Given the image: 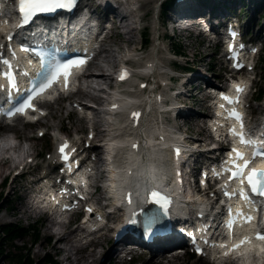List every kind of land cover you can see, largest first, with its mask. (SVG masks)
<instances>
[{
  "label": "bare ground",
  "instance_id": "bare-ground-1",
  "mask_svg": "<svg viewBox=\"0 0 264 264\" xmlns=\"http://www.w3.org/2000/svg\"><path fill=\"white\" fill-rule=\"evenodd\" d=\"M134 1V0H133ZM218 1V0H217ZM225 1V0H224ZM228 1V0H227ZM226 1V3H227ZM232 1V0H231ZM128 0L123 1V0H100V2H97L96 4H102L101 6V12L98 14V18L102 20L97 19V15L94 13V11H97L95 6L88 2V4L85 3V7L90 6L91 8L87 10L88 15L95 20L94 23H92V26H97L99 29H101L104 25L107 23H111V28L109 29L108 32L105 33L104 37L101 39H98L97 42H95V48L93 50L94 56L92 61L88 64V67L86 69L85 74L83 75L82 79L85 78L84 82L85 84L82 85L81 87L78 88V90L68 96V98L74 97V95H77V98H74L70 104L73 106L72 109L68 110V115L66 116L67 118L70 119V116L72 115L71 113H75V108L77 105L83 104L82 107H84L86 110H90L91 108L88 106L87 102L85 101H90L93 103L100 104L105 102L107 100V96L109 92H107V96L104 97L103 94H105L106 88L104 86H109L111 85L114 87V77L112 74V69H115L116 64H120L123 62V57L127 56L128 62L127 63H132L133 65H140L141 62L139 61L141 58H147L148 61H150V57H153L152 61V67L148 70H146L149 74L150 72L154 71V65L158 66L159 72H156V76H159L158 78L167 76V74H170L173 69V63L174 61H171L170 59H167L165 56H160L161 53H158L156 58H154V49L151 50V52H138L139 50L137 49V40L135 37L137 34L140 36V40L138 41L139 45H142V34H144L141 30H139V20H143V18H146V13L142 14L141 17L139 16L137 19V12L133 10L132 8L127 6ZM154 2V0H144L143 4L141 5V9L148 8L151 6V4ZM197 2V1H196ZM233 2V1H232ZM235 2V1H234ZM239 2V0H238ZM184 4L186 6L182 11L181 10H175V8L179 4ZM225 3V6H226ZM236 3V2H235ZM235 3H230L228 4V9L221 5L216 12L212 11V8H208L205 6L198 5L195 3L193 0H185L183 1H176L174 5L172 6V10H174V13L176 12L180 13L178 14L179 16H172V17H177L180 19H184L186 22L187 21H193L197 18L200 20L202 18L207 19L210 21L216 28H220V22L226 18L230 17H235L238 22V27L240 30H244L245 25L242 24L241 19L238 18L234 12L231 9H234ZM6 9H8L7 4H5ZM211 7V6H210ZM232 7V8H231ZM231 8V9H229ZM146 10V9H145ZM104 11L105 17H101V13ZM147 11V10H146ZM81 11L80 13H82ZM254 13V12H253ZM84 16H86V13H83ZM111 15V16H109ZM109 17V18H108ZM202 17V18H200ZM112 19L111 22H107V20ZM213 19V20H212ZM247 25V24H246ZM104 29V28H103ZM262 27L259 28L258 34L261 32ZM87 31L92 34L93 29L87 28ZM264 31V30H263ZM45 33V32H44ZM31 33H26L25 36L29 37ZM59 31H57L55 28H50L46 29V33L42 35H37L35 37H32L31 39H34L36 37H41L45 39H51L53 36H58ZM117 37H119V42H117ZM72 39L75 40V42L79 43L80 40L76 39L75 37H72ZM117 39V40H116ZM159 39V38H158ZM73 42V41H72ZM74 43V42H73ZM219 45V43L217 44ZM98 47V52L97 51ZM140 47V46H139ZM143 48V47H142ZM154 48V47H153ZM143 50V49H142ZM164 52H167V49H163ZM117 52V53H116ZM96 53V54H95ZM100 53H103L102 55ZM117 54V55H116ZM99 57V60H98ZM121 58V59H120ZM138 58V59H137ZM200 58V57H199ZM95 60V62H93ZM97 60V61H96ZM200 60V59H199ZM202 60V59H201ZM201 60L198 62L199 64L197 67L200 65ZM92 67H95V72L90 70ZM196 67V68H197ZM94 69V68H93ZM139 70V69H138ZM145 71V72H146ZM111 72V73H110ZM143 72V71H142ZM218 74V73H217ZM249 75L252 74L251 71L248 72ZM218 76L222 77V74L219 73ZM184 80V83L181 84V86H185L186 83H190L193 81V83H196L195 88L198 90V94L202 95V98L200 99L201 102H205L207 98L209 97V94H207L205 88L201 83H214L212 82V79L208 77L207 74L203 73L200 70H195L192 72L190 76L182 75L181 76ZM224 77V76H223ZM153 82H154V74L152 76ZM163 80H167L162 78ZM224 79V78H223ZM149 80V79H148ZM146 79V81H148ZM170 81H173V79H169ZM82 84V81H81ZM127 84V83H126ZM139 84V82H138ZM127 85L122 86V89H125ZM132 88V87H131ZM168 88V87H167ZM184 89L181 88V91L179 92V96L185 94ZM188 93V91H187ZM141 94V93H140ZM151 95H149L150 97ZM106 99V100H105ZM156 97L154 96V100ZM71 100V99H70ZM85 100V101H84ZM60 101L61 99L55 100L54 102H48L50 104L49 107L51 109V112L46 115L40 117L34 124L39 125L45 129H53L56 130L58 134H63L66 135L62 131L61 125H58L61 121V117L58 114V111L60 112L62 107L60 106ZM199 101V100H198ZM197 101V102H198ZM184 103V102H182ZM47 103H45L46 105ZM47 105V107H48ZM124 106V105H121ZM186 106V105H185ZM184 105H179L177 107V113L181 117H185V119L188 121L194 119L193 124H191V128L196 131L197 134V139H199V142H206L207 138H201L200 135L206 131V127L204 125V122L206 119H208V114L206 115H195L193 113L192 108L194 107H185ZM48 107V108H49ZM91 111V110H90ZM93 113V124H92V130L91 132L94 135V139H97L100 137L101 134H103L107 128H104V126L108 125H114L113 123H110L109 119H106L104 116H102V111L97 109V108H92ZM133 113H140V110H134L130 109L127 110L125 115H121L122 120L126 123V125L129 126L130 130L133 132L128 135L134 136V133H136L137 137L141 139L140 135V129L139 127H145L148 123V115L143 114V116L140 119H136L133 117ZM62 116V115H61ZM145 116V119L143 118ZM48 117H56L57 122L56 123H51L47 124L45 122ZM70 127L73 128L75 132H77L79 129L83 128L84 125L88 126V120L85 119L83 115H78L76 116V122H78V125H74L72 118L69 120ZM58 123V124H57ZM151 123V122H149ZM152 124V123H151ZM31 125V124H27ZM24 128V124L21 121H17L14 125L11 127H8L6 129H14L18 130ZM107 127V126H106ZM12 129V130H13ZM41 130V129H40ZM12 135V137L18 136L17 131H9ZM24 134L25 140L29 139L31 142V148H33V145L37 143L35 139H32V137L25 131H22ZM175 134H178L176 131H174ZM116 136H119V134H116ZM23 137V136H22ZM24 139V138H23ZM52 139L56 140V136L52 135ZM119 142V140H116ZM186 142H188L186 140ZM159 143L160 142H147L144 141V146H137L134 147V153L130 151H125L122 155H120V159H118L115 163L116 166H119L118 169H114L112 172L115 173V175L118 176L116 179V184H120L127 190L130 191L134 194H138L141 191L142 185L145 184L146 182L150 181L151 179H154V181L157 179L158 173L154 171L146 176H144L143 172H145L146 167H141L140 163H137L135 155H147L149 153V148L153 149L156 152L159 149ZM7 150V148H5ZM29 149V147H28ZM185 149H188V154L192 157H194L195 165H199L201 162H199L198 157L199 156H205V152L203 151H194L192 147H189L187 144L185 146ZM14 150V149H13ZM28 151V150H27ZM103 148L102 146H92L91 149V154L93 155V161L95 163V169L97 173V179L98 181H102L103 177L106 176V172L102 166L101 163H103V159L101 157ZM40 152H34V151H28L27 156H39ZM23 156V155H22ZM54 156V152L49 155V157ZM157 156V153L152 154L151 159L154 160V165L156 166H162V168L159 170V174L166 175L167 177L168 174L166 172V168L168 167V164L165 162H157L159 160ZM11 159V158H10ZM5 163L6 168L1 167V165ZM12 160L5 159V160H0V180L1 183L4 184L5 179L13 173V171L17 168L16 165H12ZM57 164H55L56 166ZM153 165V167H154ZM264 166V161L262 162V165ZM166 167V168H165ZM46 165L44 164H37L35 167H29L27 171H21V173L17 174L18 176L14 177L11 181V189L14 191L15 189H18L21 192L20 197H28L33 195L36 192V189L38 188L40 183L45 182L46 180H49V183L51 184V187L53 189H60L62 186H59L58 184V178L55 176H51L52 172L49 170L47 171ZM198 167L194 170H197ZM45 170V171H44ZM192 171V170H191ZM41 172V174H40ZM33 177L30 180L27 179L28 183H19L16 184V181L18 177ZM115 182V181H113ZM111 184V181H110ZM10 189V190H11ZM15 193V192H14ZM80 195L79 193H77ZM106 191H103L102 194L99 193L95 196V200H92V196L89 200H92L96 205L102 204L101 202L105 200L106 202H109L105 197ZM47 201H51L50 197L47 195L46 196ZM60 202L59 205L61 206H70L72 208H83L85 204L87 203V198H82L79 199L78 196L75 195V191L73 190L72 187L66 186V189L63 191L60 197ZM102 200V201H101ZM138 203V202H135ZM28 204V203H27ZM53 205V203H52ZM23 206V205H22ZM17 207V206H16ZM24 207V206H23ZM25 208V207H24ZM27 208L33 209V205L27 206ZM26 208V209H27ZM19 209V208H18ZM174 209V208H173ZM24 210V209H23ZM34 210V209H33ZM17 211V210H16ZM26 210L23 211L25 213ZM35 211V210H34ZM55 212L51 211L48 212L44 215H39L37 220L43 219V222L45 223L43 227V232L45 233V236L47 240L50 239V236L54 238V241L51 245V250L55 253L61 254L60 256V262L62 264H120L122 259L116 261L114 258H117L118 255L120 254L122 250V246L126 240V238L121 239L120 241H115L113 238V233L116 232L117 230L109 228L107 225L108 222H116L120 220L121 215L119 213H108L106 214V224L102 226V228L99 231V233H94L91 235L88 239V235L85 226L83 224L79 223L76 226H71V218L67 221H59L55 222ZM26 214V213H25ZM28 217L31 215V211L27 209V214ZM174 215H177L174 212ZM96 217V214L93 215V218ZM4 219L3 216H0V220ZM43 223V224H44ZM111 234H108V231H111ZM108 232V233H107ZM110 235V236H109ZM52 238V239H53ZM87 239V240H86ZM178 236L175 235L171 239H165L157 244H152L150 247V258L147 260L146 264H179L178 260L181 254H176V255H168L167 251L171 249V245L173 242H177ZM85 240V241H84ZM105 243H108L105 246ZM49 244V242H48ZM47 248V247H46ZM51 250H48L47 252H50ZM52 252V253H53ZM40 253L39 250L35 251V254ZM168 255V256H167ZM51 257V255H49ZM140 257V256H139ZM165 259V260H164Z\"/></svg>",
  "mask_w": 264,
  "mask_h": 264
},
{
  "label": "rangeland",
  "instance_id": "rangeland-1",
  "mask_svg": "<svg viewBox=\"0 0 264 264\" xmlns=\"http://www.w3.org/2000/svg\"><path fill=\"white\" fill-rule=\"evenodd\" d=\"M159 1L160 0H154V2L151 4V6H149L148 8H145L147 11L145 9L141 10V13L142 14L146 13L147 16H146V18H143V20L141 22V26L139 27L138 31H140V30L142 31L141 28H145V31H142V32L145 34L148 33L149 42L147 45H143L142 46L143 48L141 47L143 49L142 51H138V52H151V50L154 49V54H155V50L158 48V53H161L159 55V57L165 56L167 59L168 58L169 59L175 58L176 61L172 62L173 63V69L176 70V71L171 72L173 75H178L179 73L180 74L183 73L184 75H186L188 77L192 74V72H194L195 70L198 69V70L202 71L203 73L207 74L208 77H210L212 79V82H216L219 78L223 79L224 78L223 77L224 76L223 70H225L226 69L225 67H227V66H225L224 64H220V62L222 61L221 59L223 58L222 56L219 57V52H221V48H219L220 44L217 47H214V46L211 47V45L207 47L206 42H203V41L199 40L198 38H196L195 34L192 33L190 38H186L184 36H181L180 32L177 29L171 28L169 25L167 27L166 24H167V21H169L168 17L169 16H179L178 14H180V13L176 12V14H175L174 10H173V12L170 11L168 13L166 12V13H162L160 15V13H158V10H157V7L159 5L158 4ZM172 1H174V0H172ZM175 1H177V0H175ZM179 1H181V0H179ZM184 1L185 0H183V2ZM193 1L195 3H197L198 5L205 6L208 8H210V6H211L212 11H214V12H216L217 9L219 8V6L222 5V2H221L222 0H219V1L207 0L204 4H202V2H200L199 0H197V2H196V0H193ZM225 1H227V0H225ZM232 1L228 0L226 3V6L225 5L224 6L228 9V4L236 2L234 7H233L234 9H231L232 7L229 9H231L234 12L233 14H235L236 16H238V18L241 19V21H242L241 23L245 25V28L250 30V32L247 34L248 38L252 37L254 40H257V44H258L257 48L260 47V50L257 52V54H255L256 64H255V69L253 72V74L255 73V76L253 77V79H252L253 74L248 76L249 78L252 79L253 86H252V89H250L249 94L247 95V103H248L247 109L250 110L253 114H255L254 118L256 119L264 111L263 110V105H264V103H263L264 102V64H262V56L264 54V31H263L264 30V9H262V7L258 4L257 0H239V2H238V0H232ZM85 2H86V4H88V2L91 3L92 0H84V3ZM97 2H100V0H94V2L91 4H93L95 6V4ZM215 3H217V4H215ZM185 7L186 6H184V4H179L175 8V10H181L182 11ZM100 9L101 8H99V10ZM170 9H171V7L169 6V10ZM94 13L97 15V11H94ZM98 14H99V12H98ZM109 16H111V15H109ZM101 17L102 18L105 17L104 11L101 13ZM107 21H109V19ZM261 27L263 29H261V32L258 34V30ZM163 33H165L167 35V37L165 38L164 41H162V38H161ZM171 34L174 36H172V38L168 39V37H171ZM143 35L144 34H142V36ZM157 37L159 39H157ZM1 38H2V36H0V39ZM117 39H116L117 42H119V37H117ZM135 39L137 40L136 46H137V49L139 50V48H140L139 47L140 45L138 44L139 43L138 41L140 40L139 34H137ZM175 43H177L180 46V50L183 51L182 53L179 52L180 54H182L181 57L168 54V49H170V51L171 50L176 51L174 49ZM163 49H165V50L167 49V52H164ZM100 54L102 55L103 53H100ZM125 59L126 58H124V60ZM145 59L146 58H143L142 61ZM199 59L200 60L202 59V60H201L200 65L197 67V65L199 64L198 62L200 61ZM98 60H99V57H98ZM93 62H95V60ZM120 64H116L114 67L115 69L111 68V70L113 71L114 77L116 76V73H114V72H115V70H117V68ZM131 66L133 67L134 70L137 71V69L138 68L141 69L143 65H138V64L133 65L131 63ZM90 70H92L94 72L96 71L95 67H92ZM217 73L218 74L221 73L222 77L218 76ZM137 77H141V79H145V80L149 79L148 77H142V76H138V74H135L132 77L133 82L127 84V87H126L127 89H135L136 88V86L138 85V82L141 80V79L136 80L135 78H137ZM159 79L160 78L155 79V82H157ZM161 79H162V77H161ZM84 80H85V78L81 79L82 84L80 85V87L85 84ZM181 80H182V77H181ZM149 81H150V79H149ZM113 83H114V81H113ZM172 84H173V87H177L176 86L177 83H172ZM181 84H180L179 88L183 89L185 86H181ZM124 85H126V83L122 84L121 86H124ZM158 85H159V83H158ZM186 85L188 86V88L186 90H189L190 92L187 93V91H185V94L180 96L178 106L182 104L184 106L186 105L185 107H194V108H192V110H193L194 114L196 113L195 114L196 116L208 114V117H209V112H208L209 110H208V108H206V105L204 106L205 102H201V100H200L202 98V95L198 94L196 88L194 89V87L196 86V83H193V81H192L190 83H187ZM104 87L106 88V90H105V94H103V96L106 97L107 96V90H110L112 88V86L109 85V86H104ZM165 90L166 89H163L162 91L164 92ZM260 91H263V97L262 98L257 97V93ZM74 98H77V95H74V97H71V98L66 97L65 99L64 98L61 99V101H60L61 105L60 106L62 107V109H60L61 110L60 112L58 111V114L61 117V121L59 124L58 123L57 124L61 125L62 131L67 136H69L73 141H78V139H79L80 145H83V141L87 138V134H88L87 126L84 125L83 128H81L77 132H75L73 130V128L70 127L71 122L69 121L72 118L74 125L75 126L78 125V122H76V116H77V114L82 115V113H80L78 110L74 109L76 114L71 113L72 115L70 116V119L66 117L68 115L67 114L68 110L73 108V106L70 103L72 101H74L73 100ZM85 102L93 105V107L89 106L91 108L90 109L91 111H92V108H97V109L102 111V109L107 107V105H108V96H107V100L105 102L101 103V105L97 104V103L90 102V101H85ZM182 102H184V103H182ZM48 104H50V103H47L45 105V108L47 110V114H48V112L49 113L51 112V109H50ZM173 104H175V103H173ZM47 105L49 108L47 107ZM82 106H83V104H82ZM90 110H89V112L93 116V113ZM87 112H88V110H87ZM102 116H103V114H102ZM147 118H148V120H150L147 123V126L149 128L152 125L151 124L152 120L153 119L155 120L156 118H159V117H158V114L154 111V113L153 112L150 113ZM171 118H173V113L166 115V121L171 120V126H172L171 129L172 130H175L177 128V126H180L179 128L184 130L185 133L183 134V136L187 138V139L185 138L189 142V143L188 142L187 143L191 144L190 146L187 144L189 147H192V146L198 147L199 146L201 148H204L205 145H207V143H205V142H201V141L199 142V139H197L196 131H194L191 128V124H193L194 119L188 121V119L186 120L185 117H182V119L178 120L175 123L173 121V119H171ZM144 119H145V117H144ZM161 119H162V117H161ZM56 120H57L56 117H53V118L48 117V119H46L45 122L47 124H51V123H56L57 122ZM149 122H151V123H149ZM23 124H24L23 129H19V127L17 128L18 130H14L13 128H12L13 130L12 129H5L7 132L17 131L18 132L17 138L12 137L11 134H7L5 136L4 135L5 131L2 133L0 132V143L4 138H6V141H7V139L9 141L10 138H8V135L12 137L13 146L10 148V150L7 149V151H6V152H8V155H9L8 159L12 160V162H14V163H12V165L13 164L16 165V163L21 158H23L25 155H27L28 151L29 152L30 151H34V152L39 151L40 155L36 156V163L45 165L46 164V162H45L46 156L51 155V153H53L52 151L54 149L55 139H52V135L56 136V134H58L57 131L53 130L51 128L45 129V128L37 125V124L35 125L34 123L31 124L30 126L27 125L26 123H23ZM106 126H104V128H107V129L108 128L113 129V127H114V126L109 127L108 125H106ZM39 128L40 129L42 128V131H45L44 135L42 137H39V135H38L39 134ZM22 131L27 132L32 137V139H35L37 141V143L33 145V148L30 147L31 141L29 139L25 140V137H24V134L22 133ZM107 132L108 131L106 130L103 134H101L99 137L100 138L99 140L96 139L93 141L94 147L99 146L98 143L101 142V139H103V137L107 134ZM59 136H63V134L61 133V134H59ZM200 137L208 139L209 134H208L207 130L204 131L200 135ZM28 147H29V149H28ZM192 148L194 149V151L200 150L199 148H197V149H195V147H192ZM3 150H4V148L0 149V160H5V158H2V155H4L3 152H5ZM201 157H203V156L198 157L199 162H201ZM192 158H194V157H192ZM5 165L6 164L3 163L1 165V167L6 168ZM94 166H95V163H94ZM102 166H103V163H101V167H100L101 169H102ZM197 167H198V165H195L192 168V170L196 169ZM103 168H104V166H103ZM51 172L54 173V169H53V171L51 170ZM40 174H41V172H40ZM13 176L17 177L18 175H14L13 173L10 174L7 177L4 184L1 183L2 179L0 180V216L4 217V219L0 220V226L3 224H7V223L22 224L24 226L33 225L34 227L35 226L37 227L39 238L34 242L33 236L31 234H28L22 239H16L13 242H10V241H7V240L1 238L2 235L0 234V251H2V253L4 254V256L0 257V264H18V261L16 258L18 255L23 256L24 259L27 256L29 257L30 261L28 262L27 258H26L25 264H49L48 262L44 261L45 257L51 258L57 264H62L59 260L61 254L53 252L50 248L53 241H54V238L52 236H50V239L47 240L45 233L43 232V227L45 225V223L43 222V219H40V220L34 219V217H36V215H39L38 210L34 211L31 208H27V206H31L29 203L30 202L29 201L30 196L28 195V197H20L21 192L18 189H15L14 191L11 189V181L14 178ZM31 178H33V177H29V176L25 177L24 176L21 178V176H20V177L16 178V179H18L16 181V184H18V182L19 183H28L27 179L30 180ZM102 192H103V190L97 191L96 194H94L92 196V200H95V196L99 193L102 194ZM202 195H206L207 197H211V195L209 193H207V194L205 193ZM99 205H102V204H99ZM26 208L29 209V211H31L30 217H28L26 215L27 214ZM23 209L26 210L25 211L26 214L23 213V211H24ZM71 220H72L70 223L71 226H76L77 224H79L78 217L75 214L71 215ZM110 224H113V222H111ZM108 232L107 233L110 234L111 231H108ZM48 242H49V244H48ZM107 244L108 243H105V246ZM36 250H39L40 253L35 254ZM48 250H51V251L47 252ZM14 253L17 254V256H13L12 254H14ZM5 254H6V256H5ZM49 255H51V257ZM150 255H151L150 251L147 250L146 252H144L142 254H138V257L134 258V260H132V261H129V256H125L123 258V261L120 262V264H146L147 260L150 258ZM115 259H116V261H118V257L114 258V260ZM119 260H120V258H119ZM178 263L179 264H212L209 262L207 257H205V256L195 257V255L191 252H186V254H183L182 256H180Z\"/></svg>",
  "mask_w": 264,
  "mask_h": 264
},
{
  "label": "snow or ice",
  "instance_id": "snow-or-ice-1",
  "mask_svg": "<svg viewBox=\"0 0 264 264\" xmlns=\"http://www.w3.org/2000/svg\"><path fill=\"white\" fill-rule=\"evenodd\" d=\"M18 3V11L20 14L21 24H25L33 19L36 15L41 13H48L55 11L57 9H70L74 0H17ZM11 38V37H10ZM23 51H27V49H22ZM231 50V46H230ZM86 63L84 59H70L64 62L58 63L52 72L46 77V79L37 86V88L32 89L30 94L23 99L14 109V111H10L8 113L9 116L15 114H22L26 109L30 108L31 101L34 99V95H39L43 93L48 87H50L53 83L57 81L60 76L64 77V87L65 89L68 86V79L71 75V69L74 67H81ZM236 67H241V65L237 64ZM121 79L126 78V73L121 74ZM11 82V80H10ZM236 93L237 97L235 100L224 95L221 97L228 104L239 103V95L244 91V89L240 85H236ZM223 107V105H221ZM35 110V109H33ZM134 118L139 117V113H133ZM229 119H235L238 122H241V117L239 113L233 109L228 114ZM241 128H243V124L241 122ZM235 134L234 130H230ZM240 143L244 146H252L254 151L252 153L251 159H245L244 155L237 151V149H232V153H234V157L230 156L229 167L225 169V171H230L229 180H240L241 189L239 192L240 198L247 203H254L253 197L260 198L264 200V167L261 168H250V165L254 163L257 158L264 161V145H256L250 138H245L243 133L239 134ZM135 147V145H134ZM67 148V143L62 145L59 149L62 159L67 161L68 156L65 154V149ZM177 155H179V150H177ZM239 161H243V163H239ZM248 169L247 174H245V170ZM245 183L250 190L251 195L248 192L244 191ZM235 193L225 192V196L231 198ZM152 196L157 197V199H161L158 193L153 192ZM165 203L167 201L165 200ZM88 211H91L90 209ZM231 211V210H229ZM236 216L240 219V221L244 224L251 223L253 217L250 215H245L243 212H237ZM236 223L235 219L230 218L227 227L231 230L232 226ZM264 223V221H262ZM256 240L264 241V232L257 231L255 235ZM248 242V238H244L240 241L239 244L233 245V247L229 251H235L237 248L241 247L243 244ZM224 247V245H221ZM199 252L200 250L197 249ZM227 254V253H226Z\"/></svg>",
  "mask_w": 264,
  "mask_h": 264
},
{
  "label": "trees",
  "instance_id": "trees-1",
  "mask_svg": "<svg viewBox=\"0 0 264 264\" xmlns=\"http://www.w3.org/2000/svg\"><path fill=\"white\" fill-rule=\"evenodd\" d=\"M197 1V0H196ZM200 2H202V4H204L207 0H199ZM258 4L262 7V9H264V0H257ZM172 0H168L166 1L163 5H162V13H166L167 12V5L171 4ZM222 5H225V2H222ZM149 42V35L148 33H144L143 37H142V44L146 45ZM174 49L177 52H183L182 50H180V46L175 43L174 44ZM262 64H264V54L262 56ZM257 97L262 98L263 97V91H260L257 93ZM5 183V181H4ZM0 234L2 235L1 238L13 242L16 239H22L24 238L26 235L31 234L33 236V241L35 242L38 238V230L37 227L33 226V225H27L24 226L22 224H14V223H7V224H3L0 226ZM9 255V254H8ZM13 256H17V254H12ZM4 256V254L2 253V251H0V257ZM6 256V254H5ZM11 256V255H10ZM17 261L18 264H25V259L27 258V261L29 262L30 259L27 256L25 259L23 258V256L18 255L17 257ZM46 262H48L49 264H57L56 262H54L51 258L45 257Z\"/></svg>",
  "mask_w": 264,
  "mask_h": 264
}]
</instances>
